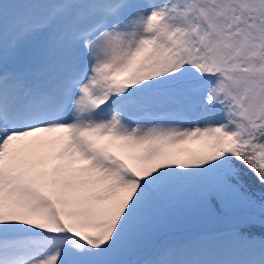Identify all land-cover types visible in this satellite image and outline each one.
Segmentation results:
<instances>
[{
	"label": "snow or ice",
	"instance_id": "obj_1",
	"mask_svg": "<svg viewBox=\"0 0 264 264\" xmlns=\"http://www.w3.org/2000/svg\"><path fill=\"white\" fill-rule=\"evenodd\" d=\"M0 264H264V0H0Z\"/></svg>",
	"mask_w": 264,
	"mask_h": 264
},
{
	"label": "rangeland",
	"instance_id": "obj_2",
	"mask_svg": "<svg viewBox=\"0 0 264 264\" xmlns=\"http://www.w3.org/2000/svg\"><path fill=\"white\" fill-rule=\"evenodd\" d=\"M192 147H195V145H192Z\"/></svg>",
	"mask_w": 264,
	"mask_h": 264
}]
</instances>
